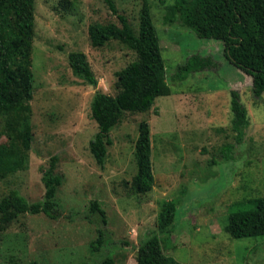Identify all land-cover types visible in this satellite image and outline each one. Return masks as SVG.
I'll list each match as a JSON object with an SVG mask.
<instances>
[{
	"label": "rangeland",
	"instance_id": "374dc122",
	"mask_svg": "<svg viewBox=\"0 0 264 264\" xmlns=\"http://www.w3.org/2000/svg\"><path fill=\"white\" fill-rule=\"evenodd\" d=\"M149 1L169 77L195 54L211 57L216 66L170 82L172 94L159 97L150 111L124 114L111 131L113 144L100 167L89 148L99 131L91 117L93 97L98 91L116 96L117 72L137 55L116 41L103 48L91 45L92 24L121 26L107 0H70L68 7L62 0H35L34 97L23 120L20 113H0V199L17 189L29 202L41 201L43 171L57 156L63 214L57 220L44 214L19 217L0 234V264H101L109 255L115 264H137V247L156 231L168 201L178 206L171 237L164 236L168 256L182 264H264V237L237 240L225 231L237 212L233 203L264 197V93L254 96L252 77L226 59L220 41L200 39L180 23H165L173 0ZM112 2L137 31L144 0ZM71 52L87 56L97 87L73 74ZM232 91L239 92L248 110L241 143L232 130ZM19 121L28 122L23 132L32 136L31 147L23 166L6 173L1 149L9 146V125ZM142 121L150 125L156 184L139 195L131 182ZM232 145L226 161L224 148ZM94 201L105 211L106 224L91 212ZM99 229L108 242L94 254L90 246Z\"/></svg>",
	"mask_w": 264,
	"mask_h": 264
},
{
	"label": "trees",
	"instance_id": "16d2710c",
	"mask_svg": "<svg viewBox=\"0 0 264 264\" xmlns=\"http://www.w3.org/2000/svg\"><path fill=\"white\" fill-rule=\"evenodd\" d=\"M111 11L117 15V24H92L89 41L94 48H103L116 41L137 55V59L117 72L116 96L96 92L91 104V117L99 131L90 141L89 148L96 163L103 167L108 147L113 144L111 131L126 113H146L159 97L172 94L170 82L186 81L192 74L212 70L216 61L195 54L178 66L175 76L169 77L161 54V39L152 20V7L144 0L139 16L138 30L126 16L119 14L112 0H107ZM68 7L70 0H62ZM166 24H182L200 39L220 41L224 56L238 70L252 77L253 94L259 98L264 93V0H173L164 16ZM35 37V0H0V113H20V120L30 115V102L34 97L35 77L31 70V49ZM69 64L73 74L86 83L97 86V80L82 52H71ZM230 108L233 114L232 130L237 143L244 139L249 126L248 110L239 92H231ZM27 121L10 124L9 146L1 149L5 160L4 171L13 172L27 161L32 136L24 134ZM17 137V140L15 138ZM23 143L21 147L20 143ZM137 173L131 189L139 195L148 194L155 187L153 173V146L150 125L142 121L135 146ZM233 145L224 148L226 161L231 160ZM57 156H53L43 171L45 194L41 201L29 202L17 189H11L0 199V234L6 232L19 217L44 214L52 220L63 212L57 197L63 177L57 173ZM236 215L231 217L225 231L232 239L264 237V197L233 203ZM91 212H98L104 224L105 211L99 202L91 204ZM178 206L173 201L163 204L157 229L137 247V264H182L164 252V236L171 237ZM91 243L97 254L107 244L104 230ZM166 237V238H167ZM101 264H115L112 255Z\"/></svg>",
	"mask_w": 264,
	"mask_h": 264
},
{
	"label": "water",
	"instance_id": "95a60500",
	"mask_svg": "<svg viewBox=\"0 0 264 264\" xmlns=\"http://www.w3.org/2000/svg\"><path fill=\"white\" fill-rule=\"evenodd\" d=\"M95 87H97V86H95Z\"/></svg>",
	"mask_w": 264,
	"mask_h": 264
}]
</instances>
